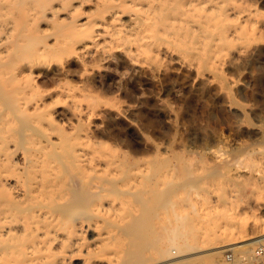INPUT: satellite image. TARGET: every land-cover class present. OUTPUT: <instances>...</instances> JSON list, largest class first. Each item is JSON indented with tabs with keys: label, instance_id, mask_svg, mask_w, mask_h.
<instances>
[{
	"label": "rangeland",
	"instance_id": "rangeland-1",
	"mask_svg": "<svg viewBox=\"0 0 264 264\" xmlns=\"http://www.w3.org/2000/svg\"><path fill=\"white\" fill-rule=\"evenodd\" d=\"M84 1L68 0L64 8L76 7L78 19L86 18L92 26L114 13L122 23L108 28L83 61L63 52L40 67L58 70L67 89L62 93L55 84L43 85L45 79L37 75L35 80L50 93L43 96L45 106L37 109L27 95V119L16 117L21 115L19 108L20 113L13 114L1 102L0 113L9 112L14 121L10 135L36 139L87 135L106 143L102 155L118 162L150 161L156 168L155 180L161 176L168 180L172 204L168 211L157 208L152 223L167 222L165 216L173 220L175 212L185 215L180 229L198 248L185 250L182 256L173 254V261L183 260L178 264H209V254L223 245L220 234L236 233L231 242L262 239L264 0ZM115 3L130 11L121 12ZM149 6L156 18L148 17ZM40 26L48 29L44 23ZM4 40L0 33V42ZM15 117L27 122L22 130ZM98 224L92 235L106 236L112 229L101 219ZM259 243L264 240L250 248ZM240 249L221 252L219 264H224L226 252L242 257ZM142 254L150 253L142 249ZM105 255L92 257L88 264H107L114 250ZM250 255L243 257V264L264 261H250Z\"/></svg>",
	"mask_w": 264,
	"mask_h": 264
},
{
	"label": "bare ground",
	"instance_id": "bare-ground-1",
	"mask_svg": "<svg viewBox=\"0 0 264 264\" xmlns=\"http://www.w3.org/2000/svg\"><path fill=\"white\" fill-rule=\"evenodd\" d=\"M66 1L0 0V33L5 36L0 42V106L2 102L13 114L19 108L22 116L16 117H25L27 95L35 101L36 109L45 106L43 96L50 92L35 80L37 75L45 79L43 85L55 84L62 93L67 89L58 70L42 71L41 66L62 57L63 52V56L74 53L83 61L108 28L121 21L114 13L110 20L92 26V21L78 19L76 7L64 8ZM151 7L147 15L156 18ZM109 10L114 11L112 7ZM40 23L48 29H42ZM12 122L9 112L0 113V264H73L75 260L88 264L92 257L106 256L108 249L114 250V258L107 264H178L183 260L173 261V254L182 256L195 249L189 235L180 229L185 215L175 212L173 220L165 216L167 222L152 223L157 208L168 211L172 204L168 180L163 176L155 180L156 168L150 161L118 162L102 155L106 143L87 135L36 139L18 131L20 136L15 137L10 135ZM20 122L17 125L20 123L22 130L27 122ZM99 219L112 228L106 236L99 232L92 235L100 228ZM235 234L218 236L223 245L209 254V264H219L221 252L236 248H242L243 255L236 260L243 264L252 255L250 246L264 240L231 242ZM239 243L244 244L235 246ZM142 249L150 254L143 255ZM249 259L254 260L252 256Z\"/></svg>",
	"mask_w": 264,
	"mask_h": 264
},
{
	"label": "built area",
	"instance_id": "built-area-1",
	"mask_svg": "<svg viewBox=\"0 0 264 264\" xmlns=\"http://www.w3.org/2000/svg\"><path fill=\"white\" fill-rule=\"evenodd\" d=\"M252 257L255 259H260L264 258V244L259 243L255 246L253 250ZM224 264H239L238 261L236 260V257L233 255L232 252H226L224 254Z\"/></svg>",
	"mask_w": 264,
	"mask_h": 264
}]
</instances>
